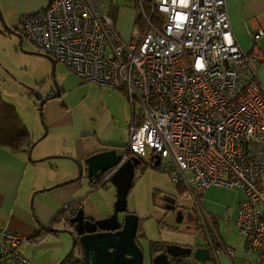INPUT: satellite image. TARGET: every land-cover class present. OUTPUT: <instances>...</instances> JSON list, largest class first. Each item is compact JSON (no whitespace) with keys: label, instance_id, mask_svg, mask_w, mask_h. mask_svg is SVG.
I'll return each instance as SVG.
<instances>
[{"label":"built area","instance_id":"2783aa9c","mask_svg":"<svg viewBox=\"0 0 264 264\" xmlns=\"http://www.w3.org/2000/svg\"><path fill=\"white\" fill-rule=\"evenodd\" d=\"M114 1L135 10L131 38L110 15ZM19 22L28 41L72 72L123 90L133 108L125 149L158 155L174 183L195 188L196 206L209 185L240 187L234 224L254 254L244 262L264 264V88L256 74L262 29L251 33L254 51L244 50L226 0H50ZM197 212L215 232L208 212ZM25 240L0 226V264H26L17 250Z\"/></svg>","mask_w":264,"mask_h":264},{"label":"crops","instance_id":"0c3cea01","mask_svg":"<svg viewBox=\"0 0 264 264\" xmlns=\"http://www.w3.org/2000/svg\"><path fill=\"white\" fill-rule=\"evenodd\" d=\"M49 2L50 0H0L1 15H3L2 17L5 23L14 27L15 30L20 31V15L25 11L44 7L48 5ZM226 3L233 32L238 43L244 50L248 52L254 51L255 48L251 33L257 28L263 30V36L260 41V52L262 55L260 60L256 63V74L259 83L264 88V0H226ZM50 89L51 86L45 93H42L39 99L36 98L38 103L34 104L37 106L38 115L41 116V109L38 108L39 101L41 98H44V100L51 99L48 102L50 103L48 109L43 110V123L46 127L44 134H42L44 131V124L42 125L38 120L35 110H24L16 97L12 100L2 97L14 107L17 116L30 135V140L35 138L37 141L60 140V135L56 134L64 131L68 132L67 134L70 136H65L66 138L62 137V140L66 142V149H64L65 151L63 152L71 150L74 143L76 144V153L73 154L69 152L64 153L69 156H58L63 158V160H59L57 165L42 164L39 162L41 159L36 161L29 160L26 155V149L13 152L6 146H0V226L26 237L25 241L17 244L18 252L27 259L26 264H56L63 256L62 254L68 246V241H65L63 236L59 234L62 232L61 230L51 231L50 229L42 227V225L48 226L49 228L52 218L64 205L73 202L81 203L82 200H86L88 196H85L90 192V188L95 191L92 192L89 197H100L102 199V196L96 189L104 183L98 185L97 188H93L94 185L92 181L89 180V185L87 186L85 183H81L78 178L77 180L65 183L56 188L52 187L54 188L53 190H50L52 188L44 190L39 189L44 188L43 186L48 187L56 184L59 180L61 181V179L65 180L75 176L78 172L77 161L82 164L84 171V160L86 156L93 152L109 148L117 149L118 145L121 147L118 151L124 152L126 150V143L118 144L113 140V132L108 139L99 138V145L92 147L90 142H86V140H89L88 138L91 137L92 134H97L100 126L98 125L92 130L93 127L85 124L83 116L81 115L79 122H76L73 116L68 115L71 109L67 107L64 102L59 100L62 90L58 87V84L57 89L59 90V94L52 96L57 93V89L53 94L49 92ZM0 93L2 96V91ZM6 95L10 94L7 93ZM45 118H48V120ZM57 124H63L65 127L58 131L56 129ZM64 132L59 134H63ZM49 136H53V139ZM38 143L39 142L36 144ZM36 144L34 145L33 142L31 146V155L29 153L30 158H38V156L45 153L60 152L56 151V149H50L48 144H45L43 148H35ZM92 148L95 149L91 150ZM129 154L130 153H127V155ZM143 157H139L142 159V164ZM154 159H152V162ZM183 186H185L186 192L190 195L192 192H195L194 187L187 186L186 184ZM217 191L219 193H217ZM194 198L195 197H193V200ZM242 198L243 191L240 187L232 186L227 188L214 186L212 184L204 188L202 193H198L196 196V199H198L197 206L194 201L193 206L188 207L187 210L192 208L195 211H199V207L204 208L213 222H215V219H223L225 213L227 214L229 212L230 214H235L238 203ZM97 201L100 202V199ZM99 204L100 203H98V206ZM187 210L186 212L181 211V215L179 214L181 217L180 220H182L185 215L186 217L190 215L189 212L187 213ZM111 211L112 207L108 211L99 209V213H96L94 217L108 215ZM140 219L141 218H139L138 221L136 239L141 245L138 233H140V237L143 238L145 232L144 230H139ZM55 222L56 221L52 223L51 227L58 228L55 227ZM68 227L70 228L71 225H68ZM63 228L66 227L64 226ZM214 228L216 237L212 238L211 245L204 233L200 232L197 236H191L192 238H188L186 235L182 234L178 236L172 235L170 238L146 239L149 257L156 252L154 251L156 250V245L160 246L161 244V246H163L167 241L193 242L194 240L202 245H207L209 243L211 258L205 260L204 264H245L244 260L254 255L248 248L246 237L240 232V235L236 236V238L227 235V241H225L221 233L217 231L215 225ZM225 246L232 248L234 253L228 256L223 249ZM237 250L245 253L242 262L239 260L235 261L233 258ZM193 264L199 263L194 261Z\"/></svg>","mask_w":264,"mask_h":264},{"label":"rangeland","instance_id":"374dc122","mask_svg":"<svg viewBox=\"0 0 264 264\" xmlns=\"http://www.w3.org/2000/svg\"><path fill=\"white\" fill-rule=\"evenodd\" d=\"M123 6L117 1H114L109 12L122 36L131 38L130 30L135 17V10L132 6ZM1 14L2 12L0 10V92L2 91V97L10 100L16 97L24 110H35L38 120L43 125V110L48 109L50 106L48 102L51 99L42 101L43 103H41L40 108L41 116H39L37 106L34 105L38 103L34 93H40L42 96V93H45L51 86L49 92L53 94L57 89V83L58 87L62 90L61 97L58 96L59 100L71 109L68 115L73 116L76 122H79L80 115L83 116V121L85 124L92 126V130L98 125L100 126V131L98 130L97 134H92L86 142L89 141L92 147L99 145V138L108 139L113 132V140L116 143H126L128 139L127 129L133 114V108L123 91L115 87L100 86L86 80L72 72L61 61L55 60L53 64L52 57L37 49L28 41L22 35L21 28L18 32L21 33L22 38L20 43H18L17 34L3 28V15ZM7 25L14 29L11 25ZM7 93L10 95H6ZM135 109L136 112L139 110L138 103L135 105ZM45 119L48 120V118ZM64 127L63 124L56 125L58 131ZM43 129L46 130L45 124ZM62 132L56 134L60 135V140H54L53 136H49L53 140L37 141L36 138L32 140L34 145L39 142L35 148H43L45 144H48L50 149L60 151L45 153L38 157L50 154L66 155L64 153H76L75 143L71 150L63 152L66 149V142L62 140V137L66 138L70 135L67 134L68 132L59 134ZM120 148L118 145L117 150H120ZM93 149L95 148L91 150ZM152 156L153 154L151 156H144L142 166L145 165V167L135 169L132 185L127 193L126 209L127 211L135 212L141 218L139 230H144L145 236L143 238L140 237V233H138V236L146 260H148L149 256L146 239L170 238L172 235L178 236L182 234L190 238L194 235L197 236L199 232H204V226L202 224L199 227L201 231H197L195 225L190 220H187L186 215L182 220L177 219L179 215L177 214L178 210L186 212L188 207L193 206V197L186 192L185 186L176 185L171 180L169 174L162 168L159 166L153 167ZM59 160H63V158L45 157L39 162L42 164L57 165ZM79 181L85 183L87 186L89 185V179L86 176L85 170L79 178ZM214 186L221 187L222 185L214 184ZM96 190H98L102 199L100 197H89L95 191L90 188V192L85 196H88L86 200L81 201V206L87 215L91 214L96 216V213H99V209L108 211L112 207L115 197V187L110 180H106ZM217 193L219 192L217 191ZM163 194H169L175 197V207L173 209L165 208ZM98 199H100V202L97 201ZM98 203H100L99 206ZM122 214L123 212H118L120 217H122ZM65 215L67 216L68 213ZM227 215L228 217L223 218L224 220L215 219V222H213L217 231L221 233L225 241H227V235L233 238L240 235L236 225H234V214L228 212ZM54 224L58 228H63L64 226L69 228L66 222L56 221ZM59 234L63 236L65 241H68V246L62 254L64 255L72 243V236L67 231H62ZM74 250H76L77 255L79 253L81 256L79 248H74ZM244 255L245 253L237 250L233 258L235 261L239 260L242 262Z\"/></svg>","mask_w":264,"mask_h":264},{"label":"water","instance_id":"95a60500","mask_svg":"<svg viewBox=\"0 0 264 264\" xmlns=\"http://www.w3.org/2000/svg\"><path fill=\"white\" fill-rule=\"evenodd\" d=\"M3 27L15 32L20 43L22 35L17 30L10 28L2 18ZM53 64L54 59L51 58ZM57 86V83H56ZM35 98L41 97L40 93L35 92ZM59 94L57 93L52 96ZM44 98H41L38 108H41V103ZM45 133V129L42 134ZM41 134V135H42ZM33 141L26 149L27 158L31 161L43 159L45 157L64 156L60 154H50L38 158H30L29 153ZM125 152V151H124ZM123 151H118L116 148H109L93 152L86 156L84 160L86 176L90 181H95L100 174L107 168L118 163L124 154ZM153 165H159L158 155H154ZM142 163V159L134 154H129L119 164L116 170L110 176V182L115 186V199L113 201L112 211L105 216L94 218L93 215L85 214L84 209L80 206L75 214L69 217L71 223L70 228H48L51 231L61 230L67 231L72 236V243L67 252L56 262L61 264L66 257L72 254L75 245L78 242L81 246L82 258L84 264H142L143 250L136 240V231L138 227L139 217L135 212L127 211V193L132 185L136 167ZM78 172L75 176L57 182L48 187L40 188L39 190L50 189L65 183L77 180L83 173L82 164L77 161ZM32 196V194H31ZM165 200V208L173 209L175 207L174 197L163 195ZM118 212H123L122 217ZM181 210L177 211L180 214ZM181 219L180 215L177 217ZM165 248L157 251L152 257V264H178L171 262V258H179L185 264H191L196 261L199 264H204L205 260L211 258L210 249L202 244L193 242H176L167 241Z\"/></svg>","mask_w":264,"mask_h":264},{"label":"trees","instance_id":"16d2710c","mask_svg":"<svg viewBox=\"0 0 264 264\" xmlns=\"http://www.w3.org/2000/svg\"><path fill=\"white\" fill-rule=\"evenodd\" d=\"M31 142L32 140H30V135L28 131L26 130L25 126L20 121L19 117L17 116L14 107L10 103L6 102L2 98L1 93H0V146H6L9 150L16 152V151H21L23 149H27L28 145ZM125 151L127 153H130V151L128 150H125ZM139 167L144 168L145 165L144 166L140 165V166H137L136 168H139ZM153 167L155 166L153 165ZM92 184L94 185V187L97 188L98 186L97 181H92ZM175 184L178 185L177 183ZM80 206H81V203H78V202L66 204V208L62 207L56 213L54 220L58 221V216L63 215L65 216L66 222L68 223V225H71V223L69 222V217L75 214V212ZM67 213L68 215L66 216L65 214ZM136 236H137V232H136ZM75 247L76 249L79 248L81 251V246L79 245L78 242L75 245ZM75 252L76 250H74L71 255L66 257L65 260L61 264H84V261L82 258V251H81V256L79 253L77 255Z\"/></svg>","mask_w":264,"mask_h":264},{"label":"flooded vegetation","instance_id":"af4514ba","mask_svg":"<svg viewBox=\"0 0 264 264\" xmlns=\"http://www.w3.org/2000/svg\"><path fill=\"white\" fill-rule=\"evenodd\" d=\"M140 165H142V163L140 164ZM139 165V166H140ZM163 195H169V194H163ZM170 196H172V197H174L173 195H170ZM163 197V196H162ZM163 200H164V198H163ZM164 203H165V200H164ZM173 203H175V197H174V202ZM190 213V215L187 217L188 218V220H190L192 223H193V225H195V228L197 229V231H201L200 230V225L202 224V222H201V219H200V217H199V215H198V213H197V211H195V210H193L192 208H190L189 210H187V213ZM94 217V216H93ZM190 217V218H189ZM94 218H96V217H94ZM203 225V224H202ZM204 226V235L206 236V238L209 240V243H210V245H211V240H212V238H214V237H216V231L214 232L213 231V229H211L210 227H208V226H205V225H203ZM137 237V236H136ZM194 241H196V240H194ZM197 242V241H196ZM197 243H199V242H197ZM209 243L207 244V245H205V246H207L209 249H210V246H209ZM77 244V243H76ZM200 244V243H199ZM165 245V244H164ZM159 246V245H156V250H154V251H159V250H162V249H164L165 248V246ZM218 246H219V243H218ZM220 246H221V243H220ZM76 248V247H75ZM156 252H154L150 257L148 256V260H146V257L144 256V253H143V261H142V264H152V262H151V257L156 253ZM170 261L171 262H177L178 264H185V263H183V260H181L180 261V259L178 258H171L170 257ZM191 264H193V262L191 263Z\"/></svg>","mask_w":264,"mask_h":264},{"label":"bare ground","instance_id":"6f19581e","mask_svg":"<svg viewBox=\"0 0 264 264\" xmlns=\"http://www.w3.org/2000/svg\"><path fill=\"white\" fill-rule=\"evenodd\" d=\"M38 49V48H37ZM43 52V51H42ZM45 53V52H44ZM45 54H48V53H45ZM48 55H50V54H48ZM51 56V55H50ZM53 59H54V62H55V60H57V59H55L53 56H51ZM59 61V60H58ZM67 66V65H66ZM117 165V163L116 164H114L113 166H111V167H109V168H107L105 171H103L101 174H100V176H99V178L98 179H96L95 181H97V183H99V180H100V178H102L103 176H104V174L108 171V170H110V169H112V168H114L115 166ZM119 165H117V167H118ZM116 167V168H117ZM116 168H115V170H116ZM114 170V171H115ZM113 171V172H114ZM112 175V174H111ZM110 175V176H111ZM110 176L108 177V179L107 180H110ZM106 181V180H105ZM105 181L103 182V183H105ZM137 240V239H136ZM138 242V241H137ZM141 246V245H140ZM142 248V247H141ZM143 250V249H142Z\"/></svg>","mask_w":264,"mask_h":264}]
</instances>
